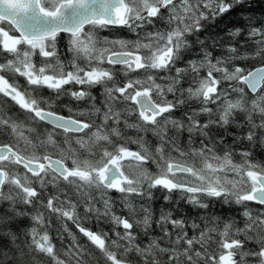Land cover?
Wrapping results in <instances>:
<instances>
[{"label":"snow or ice","instance_id":"snow-or-ice-1","mask_svg":"<svg viewBox=\"0 0 264 264\" xmlns=\"http://www.w3.org/2000/svg\"><path fill=\"white\" fill-rule=\"evenodd\" d=\"M257 153L264 0H0V264H264Z\"/></svg>","mask_w":264,"mask_h":264},{"label":"trees","instance_id":"trees-1","mask_svg":"<svg viewBox=\"0 0 264 264\" xmlns=\"http://www.w3.org/2000/svg\"><path fill=\"white\" fill-rule=\"evenodd\" d=\"M219 23V27L218 28H215L214 30L217 31V32H220L221 35L224 34L223 31H221L222 29L223 30H226L227 27H230L231 26V22L225 18L223 19L221 22H218ZM21 83H23V81L21 80ZM94 91V94L96 92V90H93ZM193 107H195V105H192ZM65 115H67V112H64ZM135 147V146H133ZM257 156L260 158V159H264V153H257ZM163 204V201L162 199H158L154 202V209L157 211L158 213V210L159 208L161 207V205ZM93 227H95V225L93 224Z\"/></svg>","mask_w":264,"mask_h":264}]
</instances>
